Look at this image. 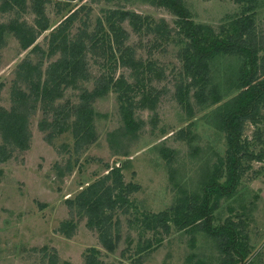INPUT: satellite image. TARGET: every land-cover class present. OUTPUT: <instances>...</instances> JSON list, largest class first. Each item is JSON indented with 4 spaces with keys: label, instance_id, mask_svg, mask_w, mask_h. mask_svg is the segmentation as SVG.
<instances>
[{
    "label": "rangeland",
    "instance_id": "obj_1",
    "mask_svg": "<svg viewBox=\"0 0 264 264\" xmlns=\"http://www.w3.org/2000/svg\"><path fill=\"white\" fill-rule=\"evenodd\" d=\"M156 1L52 0L44 5L49 24L45 32L36 26L33 0L22 6L12 4L6 12L0 9L1 25L26 26L37 38V47L24 51L13 32L3 34L0 110H13L16 91L34 97L38 79L27 80L29 65L39 68L40 86H45L51 66L65 58L60 41L63 47H82L85 75L63 90L61 97L36 103L29 117V148L12 150L11 158L0 164V264H86L91 249L98 251L91 264L229 261L221 251V238L173 223L168 231L164 227L149 230L145 225L146 215L169 211L182 198L204 199L206 182L228 149L226 134L216 123L239 93L237 81L243 65L239 57L215 59L212 83L220 92V102L198 105L192 90L193 110L187 112L176 95L189 83L181 60L187 40L178 17ZM186 6L197 24L210 26L216 33L240 17L246 7L235 0H187ZM127 12L131 16L124 17ZM251 13L253 38L263 59L264 0H256ZM71 15L72 21L63 22ZM61 29L64 34L53 41L52 34ZM132 60L141 64L138 69L127 66ZM120 80L133 85L135 101L145 104L135 111L143 126L136 139L121 138V146L113 149L110 134L124 127L119 93L112 88ZM104 85L111 90L90 102L96 113L94 142H77L76 110L82 95ZM61 127L66 130L58 133ZM242 142L256 154L264 152V108L257 124L246 123ZM163 149L171 160L163 158ZM244 165L248 169L235 193L214 213L212 227L235 223L248 247L242 263L264 264V161H245ZM115 167L122 168L126 184L138 189L130 195L132 206L127 211L112 213L107 225L115 250L109 252L99 232L87 225L88 215L80 209L77 197L91 185L105 182ZM110 184L107 180L104 187ZM69 201L74 202L72 207Z\"/></svg>",
    "mask_w": 264,
    "mask_h": 264
},
{
    "label": "trees",
    "instance_id": "obj_2",
    "mask_svg": "<svg viewBox=\"0 0 264 264\" xmlns=\"http://www.w3.org/2000/svg\"><path fill=\"white\" fill-rule=\"evenodd\" d=\"M35 3L34 13L37 17L36 26L42 32L49 28L48 18L45 14L44 5L52 0H33ZM187 0H157L156 4L164 7L178 17V25L184 38L187 40L185 48L181 53L183 69L189 83L181 86L176 95L179 103L192 113L190 102V92L198 105H209L218 103L221 100L220 92L212 83L213 61L219 57H239L243 62L239 71L238 89L239 93L230 103L225 111L219 115L217 128L226 134L227 153L225 159H220L214 166L213 173L205 185V195L201 202H197L195 197H185L178 200V203L169 211L145 216V225L149 230L164 227L169 230V224L182 229H191L207 232L215 238H221V251L229 256V261L225 264H244L248 257V247L246 242L241 239V234L237 232V225L228 221L225 225L218 228L212 227L213 215L220 208L221 202L230 198L236 191L241 176L248 169L244 162H263V153H254L242 142V136L247 122L257 124L264 108V58L261 59L255 39L254 18L256 0H235L237 4L246 5L243 14L234 19L229 25L223 26L219 33L210 27L197 24L186 6ZM0 9L3 12L9 10L12 4L22 6L26 0H0ZM10 4V5H9ZM11 8V7H10ZM131 16L125 13L124 17ZM74 15L69 16L63 22L72 21ZM11 31L18 38L24 51L37 47L35 31L22 25L11 24L9 27L0 24V47L4 44L3 34ZM64 31L58 30L52 34L53 41H56ZM64 42V40H63ZM65 52V58L53 66L52 75L48 78L45 86L41 88L40 81L42 72L36 66L27 67V80L38 79V85L34 91V97L21 91L14 93L15 107L7 112L0 110V133L3 145L0 146V164L7 162L12 155V150H27L31 139L29 132V117L36 109L38 101L51 102L63 94V90L72 87L77 80L84 78L82 66V47L76 44L64 46L60 41ZM65 44V42H64ZM58 47L52 49L56 51ZM63 62V65H62ZM141 64L134 60L127 61V66L138 69ZM50 68V69H51ZM34 70L37 73H34ZM50 72V70H49ZM48 72V73H49ZM54 74V76H53ZM54 77V78H53ZM54 84L53 87H46L47 84ZM63 87V89H61ZM112 88L119 93L120 113L124 127L118 133L110 134V145L113 149H118L121 138L136 139L143 123L135 118V111L144 103H137L134 99V86L120 80L114 83ZM42 89V90H41ZM111 90L110 85L97 87L92 92L82 95V103L76 110L78 126L76 131L77 142L85 140V144L94 142L93 121L96 113L90 106V102L105 96ZM144 104V105H142ZM60 125V124H59ZM56 128H58V126ZM66 129L61 127L58 133ZM163 158L171 160L163 149ZM225 175V180L221 178ZM111 184L105 186L102 180L91 185L77 197V204L80 209L88 215L87 225L91 229H96L100 234L102 245L109 252L115 250V244L111 237L108 222L112 219V213L119 209L128 210L132 206L130 195L137 191L138 187L133 184H126L124 181L123 170L115 167L110 171V175L105 178ZM74 202L69 201V206ZM110 212V216L107 213ZM92 254L87 257L86 264L95 261L94 257L98 251L91 249Z\"/></svg>",
    "mask_w": 264,
    "mask_h": 264
}]
</instances>
